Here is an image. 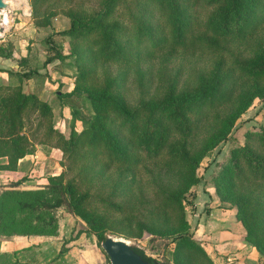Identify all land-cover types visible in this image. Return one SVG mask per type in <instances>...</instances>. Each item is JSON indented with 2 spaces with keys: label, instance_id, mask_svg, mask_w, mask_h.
<instances>
[{
  "label": "rangeland",
  "instance_id": "obj_1",
  "mask_svg": "<svg viewBox=\"0 0 264 264\" xmlns=\"http://www.w3.org/2000/svg\"><path fill=\"white\" fill-rule=\"evenodd\" d=\"M31 1L27 0L26 10L17 5L16 0H12V3L5 7H0V10L9 15L7 26L1 25L4 15H0V26H3V30H0V46L4 48H7L9 44L15 46L14 41L17 39L21 37L26 39L21 43L17 41L19 46L22 48L24 46L27 53L26 63L19 62V65L20 68H27V72L33 75L32 79L35 81L40 78L37 76L38 69L55 67L65 75L63 81H60V75L55 73L57 78L55 84L48 85L50 94L46 95L45 101L49 104L50 116L47 112L44 116L39 111L30 112V106L24 110L29 132H37V139L43 141L41 143H47L57 149L49 153L47 157L43 156L46 161L44 169L31 170L34 175L19 178V183L14 187H5V184L0 187L1 206H3L4 214L6 212L3 216L6 225L19 221L21 225L27 224L38 229L46 228L49 224L53 225L56 220L67 236L74 237L82 233V239L84 236L82 244L88 243L91 234L92 239L94 238L97 243L100 256L104 258L103 253L106 254V252L101 246V241H98L90 229H84L87 228L85 221L69 211L61 201L64 195L61 194L60 188L47 187V175L63 170V184L72 180L80 189H88L93 194L84 205L106 216V235L122 237L131 245L143 250L147 256L165 261L167 264H174L173 235L157 236L147 231L140 236L137 235L136 218L145 215L147 211L142 206L138 211L135 205L137 202L140 203V199L146 200V203L149 202V206L158 202L154 193L155 187L149 184L153 175L157 176L158 167L153 166L154 162L148 160L145 162L150 170L145 168L146 165L137 168L134 182L135 193L131 196L124 213L101 205L95 195L101 190L107 194L112 189L118 164L110 166L107 171L110 177L106 180L97 174L92 175L95 166L98 168V163H102L105 156L99 147L96 148L89 142L90 131L99 127V120H106L109 126H114L121 132H127V129L120 125L122 116L110 105H103V102H99L102 105H95L91 99L92 94L95 95L104 88L107 77H115L114 90L125 98L131 108H134L139 106L143 99L161 97L167 84L172 80H176L179 87L194 85L199 75L208 73L220 58L224 59L227 65H230L237 55L241 59L250 60L256 55L258 46L264 44V11H258L260 18L257 17L254 28L244 37L224 38L226 48L214 50L203 46L198 41L192 43L190 39L211 31L205 27L204 22L210 10L217 6L205 7L197 4L192 8L191 24L187 33L188 43L171 47L168 45V40L172 27L167 25L157 0H35V13H33ZM188 1L192 4V0ZM105 4L112 5L102 20L119 22L121 28L118 38L128 57L119 55L118 58L109 59L98 55L95 50L97 46L93 43L98 33L97 27L87 32L79 30L74 34L63 31L70 27L72 15L79 14L84 22L103 10ZM25 21L30 24V29L20 33V24ZM164 38L167 40L165 41ZM259 78L264 82V75ZM252 80V77L238 75L234 93L241 84ZM35 81L31 84L25 81L27 83L25 91L28 88H35L37 84ZM13 85L21 86L20 83ZM73 87L75 90L68 93L67 88ZM53 88L59 89L64 97L58 99ZM233 104L235 101L220 105L222 106L221 114L228 113ZM212 113L213 110L204 118L206 122L197 130L195 140L198 146L209 142L214 128L218 125H215ZM39 119H42L41 125L37 124ZM49 125L53 126L56 133L53 132L46 138L43 133L47 132ZM73 127L76 130H82V134L74 139L70 149L63 150L61 145L66 143ZM260 128H264V95L254 96L249 105L234 119L226 139L220 140L206 151L195 169L196 181L182 195L188 223L186 232L191 233L205 249L207 247L209 254L212 250L207 242L213 244L216 240L214 233H218L224 240L226 238L224 236L228 233L225 231L222 233L221 230L227 228V225L235 228L232 221L228 219L229 211L225 214H215L212 219L215 221L213 225L209 227L207 223L206 226V221L209 219V203L214 208L220 207L223 210L235 208L229 202L218 199L213 185L217 172L227 161L230 148L242 144L247 131ZM54 143H58L59 146ZM26 202L30 206H24ZM43 204L52 209L54 215L51 216L47 210L39 209ZM224 224L227 225L223 226ZM81 229L83 230L77 233ZM243 232L245 234V229ZM206 233L209 238H204ZM241 238L245 239L242 236ZM106 255L105 263L110 264L109 257L107 259ZM258 256L261 261L255 262L264 263V255L258 252ZM222 261V259L218 260L219 264H222ZM213 262L218 264L214 260ZM233 264H243V262Z\"/></svg>",
  "mask_w": 264,
  "mask_h": 264
},
{
  "label": "trees",
  "instance_id": "obj_2",
  "mask_svg": "<svg viewBox=\"0 0 264 264\" xmlns=\"http://www.w3.org/2000/svg\"><path fill=\"white\" fill-rule=\"evenodd\" d=\"M157 2L167 25L172 27L168 40L171 47L188 43L187 33L191 24L192 8L197 4L217 8L210 10L204 22L205 27L211 31L198 34L190 42L198 41L214 50L226 48L224 38L244 37L254 28L257 17L260 18L258 11H264V0H192V4L188 0ZM31 4L35 13V0ZM110 5L112 4H105L103 10L84 22L79 14L72 15L70 27L63 31L74 34L79 30L87 32L97 27L98 33L93 43L97 46L95 50L98 55L109 59L118 58L119 55L128 57L118 38L121 28L119 22L102 20ZM8 49L9 46H0V53L6 54ZM28 74L23 72L24 76ZM238 75L249 76L253 80L241 84L234 93ZM263 75L264 44H260L256 55L250 60L241 59L237 55L227 65L220 58L208 73L199 75L194 85L179 87L176 80H172L161 97L143 99L134 108L114 90L115 77H107L104 88L95 95L92 94L93 103L102 105L99 102H103V105H110L122 116V128L127 129V132H121L114 126H109L106 120H99V127L90 131L89 142L94 147H99L105 156L102 163H98L99 167L95 166L92 175L97 174L106 180L110 177L107 172L110 166L118 164L112 189L107 194L101 190L95 195L101 205L124 213L135 193L137 168L145 166L147 160L154 162L153 166L158 167L157 176L153 175L149 184L155 187L154 193L158 202L149 206V202L140 199V203L135 205L138 211L141 206L147 211L145 215L136 218L137 235L140 236L145 231L157 236L173 235L174 264L214 263L204 246L191 233L186 232L188 223L182 195L196 181L195 169L206 151L220 140L226 139L234 119L249 105L254 96L264 95V82L259 78ZM74 90L75 87L68 93ZM230 101H235V104L228 113L222 115L220 105ZM27 106H30V112L39 111L43 116L47 112L50 116L48 102L35 93L24 91L20 85L0 84V157L5 158V161L0 162V168L16 169L19 158L33 153L35 143L43 142L37 139V132H29L28 121L24 116ZM211 110L215 125H218L214 128L209 142L198 146L195 140L197 130L206 122L204 118ZM41 122L42 119H39L37 124L41 125ZM53 132L56 133V130L49 125L47 132L43 133L44 137H50ZM81 134L82 130L73 127L61 148L70 149L74 139ZM54 144L59 146L58 143ZM145 168L150 170L148 165ZM47 179V187L58 186L64 195L61 201L69 211L85 221L87 228L84 229H90L98 241H102L106 237L107 218L103 213L84 205L93 194L88 189H80L72 180L63 184V170L48 174ZM18 183L19 180L12 181L5 184V187H14ZM213 185L219 200L234 205L235 216L245 229V239L264 255V128L247 131L244 142L230 148L229 157L218 170ZM24 206L30 205L26 202ZM39 209L54 215L53 210L44 204ZM5 215L0 200V231L6 234L14 231L52 234L57 232L59 225L55 220L53 225L49 224L46 228H38L39 230L27 224L21 225L19 221L7 226L3 219ZM131 246L144 259L159 261L147 256L140 248ZM106 258L108 259L107 255ZM159 262L167 264L165 261Z\"/></svg>",
  "mask_w": 264,
  "mask_h": 264
},
{
  "label": "crops",
  "instance_id": "obj_3",
  "mask_svg": "<svg viewBox=\"0 0 264 264\" xmlns=\"http://www.w3.org/2000/svg\"><path fill=\"white\" fill-rule=\"evenodd\" d=\"M20 25V33L30 29L28 21L22 22ZM25 40L22 37L17 39L18 43ZM17 41H14L15 46L8 45L9 49L6 54L0 53V84L13 85L20 83L25 91L27 83L31 84L35 80L32 79L33 75L31 74L23 75V72H27V68H20L19 62L26 63L27 53L24 46L23 48L19 46ZM18 47L20 48L18 49ZM38 72L37 76L40 78H37V84L35 81V88H28L27 91L33 92L39 98L45 100L46 95L50 91L48 85H54L56 82L55 73L60 75V81H63L65 75L55 67L38 69ZM53 89H55L54 92L58 99L64 97L59 89ZM70 89L67 88V91L69 92ZM35 144L36 148L33 153H27L19 158L16 169L0 168V184H10V182L17 181L25 175L33 176L34 173H31V170L44 169L46 164L44 157H47L49 153L57 148L47 143ZM3 161H5V158L0 157V162ZM54 173L58 172H51V174ZM208 205L210 206L209 219L206 221V226L207 223L209 227L213 225L215 221L212 219H214L213 216L215 214H225L226 211H229L228 219L235 226V228H232L224 224L223 226L227 225V228H223L224 230H221V232L225 231L228 233L224 236L226 238L222 240L218 233H214L216 240L213 244L207 242L208 247H211L212 253L210 255L213 260L218 262V260L221 261L222 259V264L239 262L257 264L255 261L260 260L258 251L246 239L241 238V236L244 238V228L235 216V208L223 210L220 207L214 208L211 203ZM225 223L227 222L225 221ZM64 233L65 231L60 224L57 227V232L52 234H28L17 231L6 234L0 231V264H106L105 254L102 252L104 258L100 256L97 243L94 238L92 239L91 234L88 243L84 242L82 244L81 242L84 239V236L82 239V233L74 237L67 236ZM205 236L204 238H209L207 233Z\"/></svg>",
  "mask_w": 264,
  "mask_h": 264
},
{
  "label": "water",
  "instance_id": "obj_4",
  "mask_svg": "<svg viewBox=\"0 0 264 264\" xmlns=\"http://www.w3.org/2000/svg\"><path fill=\"white\" fill-rule=\"evenodd\" d=\"M6 5L3 0H0L1 8ZM0 30H3V26H0ZM101 246L108 255L110 264H161L159 261H149L141 257L131 244L122 237L108 234L101 241Z\"/></svg>",
  "mask_w": 264,
  "mask_h": 264
},
{
  "label": "bare ground",
  "instance_id": "obj_5",
  "mask_svg": "<svg viewBox=\"0 0 264 264\" xmlns=\"http://www.w3.org/2000/svg\"><path fill=\"white\" fill-rule=\"evenodd\" d=\"M16 4L19 5V6H22L25 10L28 8V2L27 0H16ZM28 11V10H27ZM6 16H7V20L5 21V16L4 18H2V23H1V20H0V23L1 25H6L9 23V15L6 13Z\"/></svg>",
  "mask_w": 264,
  "mask_h": 264
},
{
  "label": "clouds",
  "instance_id": "obj_6",
  "mask_svg": "<svg viewBox=\"0 0 264 264\" xmlns=\"http://www.w3.org/2000/svg\"><path fill=\"white\" fill-rule=\"evenodd\" d=\"M3 2L5 4H11L12 3V0H3ZM0 15H4L5 16V21L7 20V16H6V14L4 13L3 10H0Z\"/></svg>",
  "mask_w": 264,
  "mask_h": 264
}]
</instances>
